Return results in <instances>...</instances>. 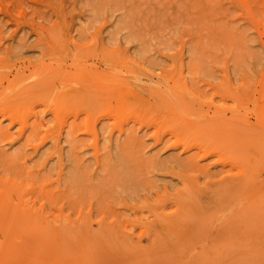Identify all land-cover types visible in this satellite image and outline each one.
Listing matches in <instances>:
<instances>
[{
  "label": "rangeland",
  "instance_id": "1",
  "mask_svg": "<svg viewBox=\"0 0 264 264\" xmlns=\"http://www.w3.org/2000/svg\"><path fill=\"white\" fill-rule=\"evenodd\" d=\"M0 264H264V0H0Z\"/></svg>",
  "mask_w": 264,
  "mask_h": 264
}]
</instances>
